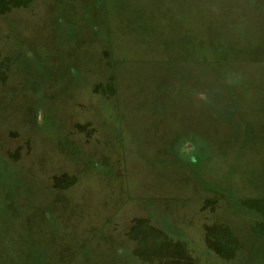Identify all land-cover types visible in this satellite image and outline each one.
Instances as JSON below:
<instances>
[{
    "label": "rangeland",
    "instance_id": "1",
    "mask_svg": "<svg viewBox=\"0 0 264 264\" xmlns=\"http://www.w3.org/2000/svg\"><path fill=\"white\" fill-rule=\"evenodd\" d=\"M0 264H264V0H0Z\"/></svg>",
    "mask_w": 264,
    "mask_h": 264
}]
</instances>
